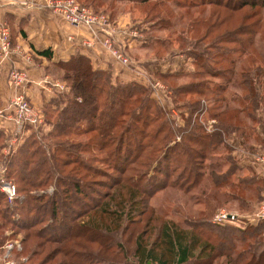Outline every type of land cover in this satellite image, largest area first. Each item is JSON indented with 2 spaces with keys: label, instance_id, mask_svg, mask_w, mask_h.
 Returning a JSON list of instances; mask_svg holds the SVG:
<instances>
[{
  "label": "rangeland",
  "instance_id": "rangeland-1",
  "mask_svg": "<svg viewBox=\"0 0 264 264\" xmlns=\"http://www.w3.org/2000/svg\"><path fill=\"white\" fill-rule=\"evenodd\" d=\"M38 1L41 2V0ZM79 1L92 7L97 13L105 14L117 30H119V25L114 19L117 12L119 10L131 12L133 21L125 25L126 32L135 30L137 35L123 38L126 47L125 51L122 50L128 56L129 64H123L110 51L111 55L122 65L132 67L136 73L143 74L146 79L145 84H139L149 89L148 93L151 99L159 108L158 113L161 109L163 112L161 113L167 120V125L172 128V133L177 127H180L181 131L185 130V133L191 132L195 123L202 127L200 130L204 133L215 136L217 143L215 142V145L207 149L206 152L200 146L192 145L198 153H191L190 156L191 158L194 156L196 159L200 172L198 181L191 191L186 192L178 187L179 184H183L185 187L188 182H185L184 178L178 179L177 175L181 171V167L177 166L172 157L169 161V178L162 179V175H157L163 181H167L168 185L148 196L141 189L148 188L144 181L139 184L140 188H135L131 182L126 180L119 182V186L114 184L121 177L118 171L106 165L104 161L108 157L109 151L108 153L103 150L98 151L90 140V134L71 135L68 138V142L74 143L71 151L74 156L78 158L80 156L83 159L82 166L71 164L64 169L61 167L57 169L67 179L66 187H61L58 181H55V175L52 174L46 185L39 188L29 187L26 189L29 191L28 193L18 192L19 198L23 200L28 194L44 197V201L38 204L45 212L38 213L40 216L43 215L41 219H46L44 222H39L30 228H22L25 226L23 223L27 224L37 218L34 214L29 220L22 217V222L15 225L10 221V215L18 214V212L21 214L20 207L23 204L27 206V200L23 204L8 203L7 208L2 202L1 210H6L10 217L8 220H4L0 215V241L3 244L0 249V264H139L137 258L140 253H137L135 245L140 241L147 246L153 242L156 246L153 251L157 255L164 252L168 254L167 245L163 243L164 235H162L163 228L166 226L170 227H168L169 232L172 230L182 232L188 238L197 233L201 242L200 246H202L207 242L218 245L220 243L218 240L223 236L229 239L241 237L243 232L248 233L250 225L264 221V219L256 221L246 218L264 207V177L261 173L262 165L264 166V6L255 8L246 6L239 11L232 12L230 7L224 9L222 6L216 5L218 0ZM237 1L233 0L232 3L236 4ZM176 3L178 4L176 5ZM184 5H188V8L182 7ZM254 10L257 11L253 13ZM213 12L219 16L229 14L230 18L222 22L218 20V15H214L212 18ZM245 14L248 16L245 20L248 24L259 19L254 41L252 40L253 42L243 45L241 48L236 43L221 40L219 36L227 32L228 29L238 26ZM0 19L7 24L10 30V52L5 62H9L10 65L7 80L8 84L12 86L9 72L12 67H16L10 63L11 56L15 51L12 44V30L1 14ZM199 19L202 23L195 24V21ZM212 24L214 26L206 36L205 29ZM100 34L102 33L100 32ZM91 36L90 34L89 37L80 39L79 46L83 49H91L99 43L96 40L92 46L86 47L83 43ZM69 39L73 38L69 37ZM143 40H146L148 44ZM132 43L139 46L133 49ZM226 50L227 56L234 59L233 64L213 59L216 58L214 57L216 54L225 56L222 52ZM197 53L198 57L195 56ZM232 69L234 70L232 71ZM49 71L56 81L53 84L61 85L60 96L69 94L67 83L61 79L63 69L53 66ZM206 71L223 72V74L206 76ZM202 78L208 80V89L203 91V94L183 92L185 91L183 87L187 86L189 82ZM245 78L252 79L253 91L259 92V95L262 94V98H253L249 94L247 83L243 81ZM155 82L156 87L153 84ZM219 85L225 88L221 93L217 91ZM182 89L184 90L182 91ZM18 92L19 90L14 94ZM219 97L224 98L223 103L218 102L217 98ZM217 104L218 107L223 105L227 108V114L222 115L219 119L209 116V111L212 112L211 107ZM36 108L40 110L38 107ZM240 108L242 109L239 110ZM50 114L48 116L52 118L53 115L51 117ZM189 117H191L190 123L188 122ZM51 128L52 126L47 123L36 128L31 127L12 147L8 145L5 136L3 140H0V166L3 165L6 168V179L14 182L16 188L21 185L12 177V173L7 174L5 157L16 153L19 145L26 140H36L38 146L41 147L40 140L51 144V139L47 134ZM11 130L12 127L9 128V132ZM201 131L196 132L201 134ZM168 132V129L161 132V136ZM171 139L170 144L180 141L181 135L177 134L174 141L173 138ZM145 140L147 139L138 137L131 141L133 154L136 152L135 145L139 141L144 142ZM218 140L222 142L219 143ZM186 145L189 146L188 143ZM157 154L154 152L153 155ZM46 155H48L47 152ZM46 155L41 154L39 158H46L53 166V160H50ZM110 158L112 161L113 157L110 156L107 161H110ZM187 158L186 154L184 159ZM151 164L152 161L148 160L147 165L141 167L136 164L134 169H138V171L146 169L144 171L148 172V177L152 174V171H149ZM87 166L96 168L98 171L89 169ZM188 168H190L189 165ZM161 170L163 169L161 168ZM104 172L107 173L103 174ZM135 172L129 171L126 176L135 174ZM213 172L216 173V176L212 178ZM221 172L223 175L228 174V184L219 187L216 183L223 178L219 175ZM218 176H220L219 179L214 181ZM76 181L87 194L97 196L96 200L102 202V211L93 212L94 209H92L87 213V217L75 219L70 227L71 219L69 218L79 214L77 212L83 207L84 202L88 205V202L92 201L90 198H85L84 194L81 195L74 190L73 183ZM173 183L176 185H172ZM135 191L140 192L133 193ZM104 194L109 195L111 199H104ZM136 196V200L140 199L141 202L133 203L132 198ZM49 200L57 201L55 205L58 208L54 209L58 217L54 220L51 216V208H48L51 205ZM133 204H136L135 208ZM108 209L110 211H107ZM122 209L128 214L124 213L123 219H120L118 211ZM222 212L233 213L237 219L232 222H221L219 216ZM130 213L132 215H129ZM17 214L14 215L18 217ZM129 218H135L136 221L131 223ZM62 219L65 220V226L62 231L63 237L59 241H46L36 236L40 228H48L53 221L57 222ZM225 224L229 227H223ZM260 232L259 238H262L264 243V223L261 225ZM253 240V237H248L243 243L236 241L235 250H239L241 247L246 248ZM227 241L226 239L222 244L225 245ZM233 245L234 243H232ZM211 246L210 244L205 253H209ZM13 247L14 249H12ZM195 252L197 255L199 247ZM212 252L216 253L217 250ZM91 255L93 256L91 257ZM227 262L228 257L220 256L211 264H227ZM167 263L171 264V261L168 260ZM186 264L200 263L191 259Z\"/></svg>",
  "mask_w": 264,
  "mask_h": 264
},
{
  "label": "trees",
  "instance_id": "trees-1",
  "mask_svg": "<svg viewBox=\"0 0 264 264\" xmlns=\"http://www.w3.org/2000/svg\"><path fill=\"white\" fill-rule=\"evenodd\" d=\"M232 1L233 0H218L216 5L222 6L224 9H228L230 7L232 12L239 11L242 7L246 6L254 8L264 6V0H238L236 4H234V2L232 3ZM177 4L178 3H176V5ZM187 6L188 5H184L182 7L186 8ZM256 11L257 10H254L253 13ZM214 15H218V20H221L222 22H225L230 18L228 17L229 14L219 16V14L213 12L212 18ZM247 18L248 16L245 14L238 26L228 29L227 32L219 36V38L221 37V40L224 42L236 43L241 48H243V45L253 42L257 34L259 19L248 24L245 21ZM195 22V24L202 23L200 19ZM213 26L214 24L206 27L204 31L206 36L210 33ZM243 37L247 38V40ZM143 42L148 44L146 40H143ZM161 43L164 42L161 41ZM36 53L43 55L48 59H51L52 57V51L50 48L36 50ZM223 53L225 56L216 54L214 56L216 58L213 59L233 64L234 59L227 56V50L222 52V54ZM195 56L198 57V53L195 54ZM54 65L63 69V76L61 79L67 83L69 94L64 93L65 95L60 96L61 92L58 93L56 97L51 98V100L46 102L42 109H40L44 116L45 123L52 126L51 130L47 133L48 138L51 139V144H47L44 140H40L39 143H41L42 148L41 146H38L36 140H26L19 145L16 153L5 157L7 174L12 173V177L21 186H17V197L12 202H9L6 195L0 190V207H2V202L3 205H5L4 207L7 208L9 206L8 203L23 204L25 200H27V206H24L23 204L20 207L22 213H13L10 215L11 217L8 215L6 210L2 211L0 208V212H3H1L0 215L4 218V220H8L10 217V221L12 223L19 225L22 222V217L29 220L35 214L37 218H34V220L28 222L27 224L23 223L25 226L22 228H30L33 225L46 220L41 219L43 215L40 216L38 214L39 212L45 213L44 210H42V206L38 205L44 201V197L42 195L36 196L28 194V196L23 200L19 198L18 192L22 191L28 193L29 191L26 189L29 187L35 186L39 188L46 185L51 179L52 174L55 175V181L57 180L61 187H66L67 179H65L57 169L60 167L61 169H64L71 164L82 166L81 161L83 159L80 156L79 158L74 156L71 151L72 147H74V143L68 142V138L71 135L90 134V140L94 143V146L97 147L98 151L103 150L105 153H108L109 151L108 157H106L104 161L106 162V165L111 166L120 174L121 178L119 177L120 179L114 183L116 186L120 185L119 182L126 180L131 182L135 188H140L141 185L139 184L141 181H144L145 186H148V188L143 187L141 189L144 194L150 196L154 191L162 189L168 185V182L163 181L162 179H167L169 176V161L170 158L173 157L177 166L179 168L181 167V171L177 175L178 179L184 178L186 180L185 182H188L185 187L183 184H179L178 187L186 192L191 191V189L195 187V184L198 181L200 169L194 156L192 158L190 156L191 153H198L192 145H198L206 152L207 149H210L215 145V142L217 143L215 136L204 133L200 130L202 127L195 123L191 128L193 129L191 132L185 133V130L181 131L180 127H177V129L172 133V128L167 125V120L164 118L162 110L160 109L158 113L159 108L156 106L154 100L151 99L150 94L148 93L149 89L137 82H129L126 84L120 81H115L109 71L93 68L90 59L80 52L72 54L67 60L55 62ZM233 70L234 69H232V71ZM242 71L244 72L243 69ZM206 73V76L220 75V73L223 74V72L212 71H206ZM207 81L208 80L206 78H202L198 79V81L189 82L187 86L183 87L185 91H183L184 89H182V91L188 93L193 92L201 95L203 94V91L208 89ZM243 81L244 83H247V90L253 98L263 97L262 94L259 95V92L256 93V91H253V83L251 82L252 79L245 78ZM224 90L225 88L221 85L217 88V91L220 93ZM217 100L218 102L223 103L224 98L219 97ZM211 108L212 112L209 111V116L211 117L219 119L222 115L227 114V108L223 105L218 107L217 104ZM153 109L155 113H152ZM241 109L242 108L239 110ZM48 114H50L51 117L53 115V117L49 118ZM190 121L191 117L188 118L189 123ZM148 128H150L149 131H147ZM117 129L118 132H116ZM167 129L169 132L161 136V132H164ZM196 131H201V134H197ZM177 134L181 135L180 141H175L170 144L169 141L172 140L171 138H173L174 141ZM138 137H143L147 140L144 142H136V152L133 154V144L131 141ZM3 139L4 136L0 134V140ZM185 142L188 143L189 146L186 145ZM218 142L221 143L222 141L218 140ZM46 152L48 155H46ZM154 152L158 154L154 156ZM41 154H45L48 158H50V160H53V162L51 161L53 166L46 158H39ZM186 154L188 158L185 160L184 156ZM109 156L113 157L112 161L111 158L110 161H107ZM148 160L152 161L151 166H149V171H152V174L147 177L148 172L146 173V171H144L146 169L138 171V169H134V165L137 164L142 167L143 165L148 164ZM184 163L185 165H183ZM161 164H163L161 166L163 170L160 168ZM188 165L190 168H188ZM87 167L89 169H93L94 171H98V169L96 170V168L91 166ZM236 167L242 170L237 165ZM129 171L136 172L135 174L126 176V173ZM106 173L107 172H104L103 174ZM157 175H162V179ZM219 175L223 178L216 184H218L219 187L228 184V174L223 175L221 172ZM213 176H216V173L213 172L212 178ZM219 177L220 176H218L214 181H217ZM73 184L75 191L79 192L81 195L84 194L85 198H90L92 201L90 203L88 202V205L84 202L83 207L79 209V212H77L79 214L73 218L72 216L69 218L71 219L70 227H72V222H74L75 219L85 216L87 217V213H89L92 209H94L93 212H96L98 210L100 211L102 207V202L96 200L97 196L87 194V192L83 190V187L79 185V182L76 181ZM172 185L176 184L173 183ZM64 191L66 192V190ZM137 192L140 191H135L133 193ZM103 197L104 199H111V197L107 194H104ZM136 199L137 196L132 198V200H134L133 203H137V201L141 202L140 199ZM95 200L96 203L94 204ZM49 202L51 205H49L48 208H51V216L54 220L58 217V214H55L54 209L58 208V206L55 205L57 204V201L49 200ZM133 207L135 208L136 204H133ZM103 209L106 210V208ZM124 209L118 211V215H120L118 217L120 219H123V214L127 213ZM107 211H110V209ZM114 213L116 212L114 211ZM131 213L129 215H132ZM14 214L19 216L16 217ZM128 220L131 223L136 221L135 218H129ZM64 223V219L57 222L53 221V223L50 224V227L40 228L39 233L37 232L36 236L42 240L45 239L46 241H59L61 237H63L62 231L65 226ZM262 223H264V221L257 222L252 226L250 225L248 233L243 232L241 237H231L229 239L223 236L218 240L220 242L218 245L207 242L202 246H200L201 242L197 233L194 232L197 236L191 235L188 238L185 237L182 232H175L173 230L169 232V226H166L163 228L164 230L162 229V235H164L163 243L167 245L168 254H165L166 252H164L157 255L153 251L156 247L153 242L150 246H147L140 241L135 245L137 253H140V256L137 255L138 263L168 264L167 261L170 260L171 264H186L191 261V259H194L200 264H211L218 257L225 256L228 257L227 264H264V243L262 238H259L261 235L260 229ZM223 227L229 226L225 224ZM248 237H253V242H250L251 244H249L246 248L241 247L239 250H235V242L238 241L243 243ZM226 239L228 240L227 242H230V244H227V242H225V245L222 244ZM209 243L212 246L209 253H205L206 249L210 247ZM232 243H234L233 246ZM2 246L3 244L0 241V249ZM198 247L199 252H197L196 255L195 250ZM12 249H14V247ZM214 250H217V252L213 253L212 251ZM92 256L93 255H91V257Z\"/></svg>",
  "mask_w": 264,
  "mask_h": 264
},
{
  "label": "crops",
  "instance_id": "crops-1",
  "mask_svg": "<svg viewBox=\"0 0 264 264\" xmlns=\"http://www.w3.org/2000/svg\"><path fill=\"white\" fill-rule=\"evenodd\" d=\"M0 14L12 30V44L15 51L10 63L27 72L30 82L25 92L39 109H42L51 98L56 97L61 88V85L53 84L56 81L49 71L50 68L55 66V62L67 60L76 52L86 55L93 68L109 71L115 81L145 84L146 79L143 74L136 73L132 67L122 65L103 44L97 43L91 49L81 48L79 40L91 34L90 29L85 25L71 24L58 13L48 9L26 8L21 0H0ZM114 19L119 25L117 39L123 40L126 34L125 25L133 21L131 12L119 10ZM69 37L73 39L70 40ZM138 46L132 43L133 49ZM46 48L52 51L51 59L36 53V50ZM9 67V62H0V106L5 104L10 95L18 91L17 88L8 84ZM10 127H12L11 122L0 118V134L8 141L11 136ZM262 167L261 173L264 177V166Z\"/></svg>",
  "mask_w": 264,
  "mask_h": 264
},
{
  "label": "built area",
  "instance_id": "built-area-1",
  "mask_svg": "<svg viewBox=\"0 0 264 264\" xmlns=\"http://www.w3.org/2000/svg\"><path fill=\"white\" fill-rule=\"evenodd\" d=\"M22 5L26 8L44 7L58 13L71 24H82L90 27L91 38L84 41L86 47L92 46L96 40L108 48L109 51L123 64H129L128 56L125 51V41L117 39L116 26L108 19L105 14L97 13L91 7L81 3L79 0H22ZM100 32L102 34H100ZM137 32L131 30L126 32L124 38L135 37ZM119 42H118V41ZM10 30L7 24L0 19V62L8 59L10 50ZM130 66V65H129ZM9 80L12 86L19 90L18 93L10 96L5 104L0 106V118L8 120L12 124L11 136L8 145L12 147L19 142L21 135L31 127H38L45 124L44 116L38 110L27 96L25 89L29 83L26 72L21 68L12 67L9 72ZM154 86L156 82L153 83ZM156 87V86H155ZM6 168L0 166V190L12 202L16 197V186L14 182L7 180L5 175ZM256 221L264 219V207L259 211L247 216ZM221 222H232L237 219L233 213L222 212L219 216Z\"/></svg>",
  "mask_w": 264,
  "mask_h": 264
}]
</instances>
